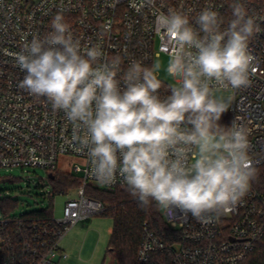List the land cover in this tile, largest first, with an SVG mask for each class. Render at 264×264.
<instances>
[{
    "label": "clouds",
    "instance_id": "clouds-1",
    "mask_svg": "<svg viewBox=\"0 0 264 264\" xmlns=\"http://www.w3.org/2000/svg\"><path fill=\"white\" fill-rule=\"evenodd\" d=\"M231 8L223 31V20L210 8L196 18L198 29L178 12L163 18L176 38L167 71L179 80L164 98L159 63L131 62L121 89L120 58L101 63L98 46L82 51L62 14L53 17L51 32L34 36L16 54L25 72L19 87L46 98L76 125L73 139L88 149L100 182L112 183L118 173L141 206L155 201L210 223L206 214L231 211L256 175L248 130L236 120L227 127L219 123L228 105L213 91L249 83L248 41L258 26L239 0ZM80 129L83 136L76 134Z\"/></svg>",
    "mask_w": 264,
    "mask_h": 264
},
{
    "label": "built area",
    "instance_id": "built-area-1",
    "mask_svg": "<svg viewBox=\"0 0 264 264\" xmlns=\"http://www.w3.org/2000/svg\"><path fill=\"white\" fill-rule=\"evenodd\" d=\"M236 0H0V169L22 171L43 169L54 175L59 157H76L73 174L82 175V194L69 199L61 220H26L0 217V264H62L69 255L60 248L63 235L80 221L105 212L100 202L85 195L88 186L108 190L126 187L117 173L112 183L100 182L92 173L88 149L73 139L76 125L62 110H53L43 97H35L19 87L23 72L16 54L34 36L43 38L52 31L51 21L62 14L81 50L98 46L101 63L121 60L116 79L133 61L151 66L155 59L176 51V38L166 32L164 17L178 12L198 29L196 18L206 8L223 20L221 31L233 18L231 5ZM253 17L258 31L248 41L253 57L247 86L233 89L213 87L231 94L230 126L234 120L248 130V156L251 166L264 164V0H239ZM178 83L179 80L175 79ZM161 98L165 96L159 92ZM77 135L83 136L80 129ZM49 174V175H50ZM30 177H26L29 179ZM51 178L50 176L48 179ZM70 193V192H69ZM210 223H202L180 208L164 210L165 221L180 231V242L168 246L149 229L138 251L137 264H147L152 253L168 252L173 264H243L264 240V196L251 184L232 210L207 213ZM29 222L23 236V227ZM17 228L13 242L10 226Z\"/></svg>",
    "mask_w": 264,
    "mask_h": 264
},
{
    "label": "trees",
    "instance_id": "trees-1",
    "mask_svg": "<svg viewBox=\"0 0 264 264\" xmlns=\"http://www.w3.org/2000/svg\"><path fill=\"white\" fill-rule=\"evenodd\" d=\"M159 89L165 97L171 94L168 85L162 83ZM231 115L229 111L222 114L219 123L222 126H230ZM256 175L250 180L252 188L261 196H264V164L256 167ZM51 192L48 199L50 206L45 209L34 210L24 213L23 217L28 221L30 219L48 220L53 217L52 201L56 195L68 194L76 188L82 187V178L73 173L56 171L52 178H49ZM85 195L90 199L100 202L106 210L102 215L112 218L113 228L108 244L107 254L115 257L117 264H137L138 251L145 237V230L149 229L154 235L168 246H174L180 242V231L172 228L164 219L160 206L155 201L147 206H141L134 198L128 187H122L115 190L103 189L95 186H88L85 189ZM2 215L5 218H17L15 209L18 207V201L14 198L0 200ZM26 222L23 236H27L25 230L29 227ZM10 234L13 242L20 244L22 237L16 238L17 228L14 224L10 227ZM147 264H173V257L168 252L152 253ZM243 264H264V240L259 241L256 249L249 255Z\"/></svg>",
    "mask_w": 264,
    "mask_h": 264
},
{
    "label": "rangeland",
    "instance_id": "rangeland-1",
    "mask_svg": "<svg viewBox=\"0 0 264 264\" xmlns=\"http://www.w3.org/2000/svg\"><path fill=\"white\" fill-rule=\"evenodd\" d=\"M169 57L162 55L155 59L160 67L157 71V78L162 83L173 86L179 84L175 78L168 74L167 68ZM214 95L231 107V94L229 91L216 90ZM79 162L76 157H59L58 168L65 172H72L74 163ZM49 174L43 169H31L22 171L20 169L3 170L0 169V200L14 198L18 201L15 214L29 213L34 210L45 209L50 206L47 198L51 192L49 186ZM82 177L81 174H75ZM30 177L26 179V177ZM82 189L76 188L68 194L56 195L53 198V215L56 220L63 218L64 206L69 199H77L81 196ZM165 208L160 207L163 215ZM2 208L0 207V217ZM113 220L106 215H95L89 219L80 221L71 227L61 238L60 248L69 255L62 264H117L114 256L107 254L108 244L112 234Z\"/></svg>",
    "mask_w": 264,
    "mask_h": 264
},
{
    "label": "water",
    "instance_id": "water-1",
    "mask_svg": "<svg viewBox=\"0 0 264 264\" xmlns=\"http://www.w3.org/2000/svg\"><path fill=\"white\" fill-rule=\"evenodd\" d=\"M51 178L53 177V175L52 174H50L49 175ZM6 181H8V180H3V181H0V183H2V182H6Z\"/></svg>",
    "mask_w": 264,
    "mask_h": 264
}]
</instances>
